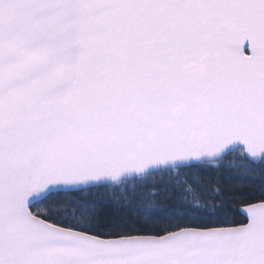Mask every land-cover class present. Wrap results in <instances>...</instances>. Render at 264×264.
Wrapping results in <instances>:
<instances>
[{
    "label": "snow or ice",
    "instance_id": "obj_1",
    "mask_svg": "<svg viewBox=\"0 0 264 264\" xmlns=\"http://www.w3.org/2000/svg\"><path fill=\"white\" fill-rule=\"evenodd\" d=\"M0 264H264V0H0Z\"/></svg>",
    "mask_w": 264,
    "mask_h": 264
},
{
    "label": "trees",
    "instance_id": "obj_2",
    "mask_svg": "<svg viewBox=\"0 0 264 264\" xmlns=\"http://www.w3.org/2000/svg\"><path fill=\"white\" fill-rule=\"evenodd\" d=\"M224 183H233L238 188L241 189V192L246 195H258L259 194V188L257 186L250 185L248 183H239L238 180H229L227 176L222 177ZM238 219V218H237Z\"/></svg>",
    "mask_w": 264,
    "mask_h": 264
},
{
    "label": "rangeland",
    "instance_id": "obj_3",
    "mask_svg": "<svg viewBox=\"0 0 264 264\" xmlns=\"http://www.w3.org/2000/svg\"><path fill=\"white\" fill-rule=\"evenodd\" d=\"M236 181V180H235ZM239 183H246V182H243V181H239Z\"/></svg>",
    "mask_w": 264,
    "mask_h": 264
}]
</instances>
